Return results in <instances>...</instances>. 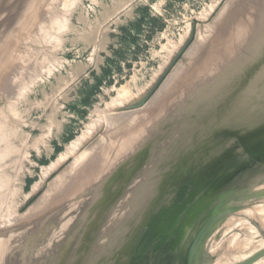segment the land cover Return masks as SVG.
<instances>
[{
  "label": "rangeland",
  "instance_id": "374dc122",
  "mask_svg": "<svg viewBox=\"0 0 264 264\" xmlns=\"http://www.w3.org/2000/svg\"><path fill=\"white\" fill-rule=\"evenodd\" d=\"M262 110L264 0H0V264H184L224 194L193 264L252 258Z\"/></svg>",
  "mask_w": 264,
  "mask_h": 264
},
{
  "label": "bare ground",
  "instance_id": "6f19581e",
  "mask_svg": "<svg viewBox=\"0 0 264 264\" xmlns=\"http://www.w3.org/2000/svg\"><path fill=\"white\" fill-rule=\"evenodd\" d=\"M17 16V15H16ZM18 18H19V16H18ZM18 18H16V19H13V20H11L10 21V23H9V25H8V28L9 29H11L10 27L12 26V24H14L15 25V22H17L18 21ZM18 25V24H17ZM14 27V26H13ZM8 28H7V30H8ZM10 31V30H9ZM6 32V31H5ZM4 33V32H3ZM217 41V40H216ZM223 44H225L226 46H230L227 42L225 43L224 41H223ZM214 45H215V42H214ZM217 45H215L214 46V48L213 49H211L210 50V53L212 54V56L214 55H216V51H215V47H216ZM210 60V59H209ZM208 59H206L205 60V64L206 65H208V61H209ZM6 63V62H5ZM204 64V65H205ZM204 67H206V66H204ZM187 98V97H186ZM225 104V103H224ZM224 104H222V105H224ZM224 107V106H223ZM222 107V108H223ZM221 108V107H220ZM226 108V107H225ZM246 110V109H245ZM245 110L244 111H242L241 112V115L242 116H244V118L243 119H245V118H247V117H245L246 116V114L244 115V112H245ZM263 111V110H262ZM264 112V111H263ZM231 113H232V110H231ZM221 114V113H220ZM247 120V119H246ZM141 121V120H140ZM136 123V122H135ZM138 123V122H137ZM134 128V127H133ZM259 130H261V131H258L257 132V134L258 133H264V124H261L259 127ZM129 129H131V128H129ZM153 129V128H152ZM132 131L134 130V129H131ZM129 132H131V131H129ZM134 132V131H133ZM135 133V132H134ZM133 133V134H134ZM129 134V133H128ZM258 135H260V134H258ZM125 137H126V135H125ZM126 139H128V138H126ZM125 140H123V142H122V144L124 143V145H125V142H124ZM123 147V146H122ZM110 148V147H109ZM264 148V137H261V136H259V140H257V141H254L253 143H251V144H249L248 145V147H247V151H250V152H254L255 153V155L253 156V157H256V158H260V161H263L264 162V153H262V152H264V151H262V149ZM120 150V149H119ZM95 151H97V150H95ZM121 152V151H120ZM259 152V153H258ZM113 153H114V151H113ZM87 154V153H86ZM109 154V153H108ZM116 154H120L119 152L117 153H115V156H116ZM111 155V154H110ZM114 155V154H113ZM84 156V155H83ZM83 156H81L82 158H83ZM103 156V155H102ZM107 156V155H106ZM112 156V155H111ZM113 157V156H112ZM118 157V156H117ZM81 158V159H82ZM106 158H108V156L106 157ZM110 158V157H109ZM87 160V159H86ZM102 160V159H101ZM107 160H109V159H106L104 162H106ZM111 160V159H110ZM114 160V159H113ZM93 161V160H92ZM229 161L230 160H228L227 161V163H229ZM108 162H110V161H108ZM102 163V162H101ZM79 164V163H78ZM104 165H106V163H104ZM103 165V166H104ZM110 165V164H109ZM218 164L217 163H215V165L213 166V167H211L210 168V170L209 171H207V172H204V171H202V172H199V173H201L202 175H201V177H199L200 178V185L197 187V188H200V186L203 184V183H206L205 184V186H207V185H209V184H214L215 185V187L218 185V183H222V182H224V180L226 179L225 177H227V176H225V177H220V173L222 172V169L221 168H219L220 169V171L219 170H217V169H215V167L217 166ZM101 166V165H100ZM112 167V166H111ZM84 168V167H83ZM76 169V168H75ZM96 169V168H95ZM98 169V168H97ZM99 169H100V167H99ZM133 169V168H132ZM93 170V169H92ZM86 176V175H85ZM85 178H87V177H85ZM195 176H194V178L192 179V182H191V184H190V186L188 187V189L189 190H185V192H189L191 189H193V187L194 186H196V184H195ZM89 181V180H88ZM92 182V181H91ZM73 186V185H72ZM88 186V185H87ZM196 188V189H197ZM88 189V188H87ZM92 189V188H91ZM132 191V190H131ZM133 191H135V190H133ZM135 193V192H134ZM79 194V193H78ZM77 194V195H78ZM88 196V195H87ZM98 196V195H97ZM77 203V202H76ZM134 203V202H133ZM132 203V204H133ZM75 205V204H74ZM131 205V204H130ZM236 223V222H235ZM234 227V226H233ZM69 232V231H68ZM108 233V232H107ZM68 244V246H69V243H67ZM61 246H58L57 244H55L54 245V248H55V250H57L56 252L58 253L59 252V256H61V257H57L58 259L60 258V262L58 261H55V260H53V261H49L48 260V258H47V260H48V263L49 264H64V261H65V258H66V254L65 253H63V251H64V248H63V246L65 247V245L63 244V246H62V244H60ZM102 245V244H101ZM108 245V244H107ZM67 247V246H66ZM102 248V247H101ZM264 249V248H263ZM44 250V252L46 251L44 248L42 249V251ZM66 250V249H65ZM42 251H40L41 253H43ZM45 253H47V251L45 252ZM55 253V252H54ZM57 253H56V255H57ZM255 253V252H254ZM40 254V253H39ZM49 254V253H48ZM42 255V254H41ZM43 255H45V254H43ZM45 256H47V254L45 255ZM45 256H42V257H38L37 259H36V261L33 263V264H42V262L43 261H45V259H46V257ZM55 256V255H54ZM47 257H49V256H47ZM52 258H53V256H51ZM56 257V256H55ZM49 259H50V257H49ZM52 260V259H51ZM21 262L22 261H20V263H18V264H21ZM12 264H15V262H13Z\"/></svg>",
  "mask_w": 264,
  "mask_h": 264
},
{
  "label": "water",
  "instance_id": "95a60500",
  "mask_svg": "<svg viewBox=\"0 0 264 264\" xmlns=\"http://www.w3.org/2000/svg\"><path fill=\"white\" fill-rule=\"evenodd\" d=\"M262 151H264V148L262 149ZM259 153V152H258ZM264 153V152H262ZM215 187V185H214ZM216 188V187H215ZM231 195V194H230ZM229 194L227 195H222L220 196L218 199H216V208H214V210L210 211V216L209 219L207 220V222L200 228L198 234H196V237L193 241V243L191 244V247H190V251L188 253V256L185 257V263L184 264H193L194 262V256L197 255V253L199 252L198 251V248L200 247V243L203 239V237L206 235V233L208 232V230L210 229V227L212 226V224L214 223V221L224 215H227L228 213H231V210L232 209H229V208H223L224 204L226 203V201H230V199H232L233 197H230ZM264 197V190L261 191V192H258L256 194H252V195H248L246 198L248 199H251V198H262ZM172 203V202H170ZM174 205L175 207H173V211L176 213L178 212L180 209H182L184 203L181 204V202L178 204H172ZM171 206L170 205H167V207ZM195 206H191L189 207V209L186 210L185 214H187V217L184 219V221H182V224H183V228H182V231L180 232L181 235L179 237V239H184L190 232V228L191 226L194 224V220L191 222L190 220H188L190 218V216H193V214L195 213L194 210H195ZM191 213V214H190ZM190 214V216H189ZM262 256H264V250L256 253V255H254L252 258L246 260L245 262H242L241 264H252L254 263L256 260L260 259Z\"/></svg>",
  "mask_w": 264,
  "mask_h": 264
},
{
  "label": "flooded vegetation",
  "instance_id": "af4514ba",
  "mask_svg": "<svg viewBox=\"0 0 264 264\" xmlns=\"http://www.w3.org/2000/svg\"><path fill=\"white\" fill-rule=\"evenodd\" d=\"M155 262H157V259H156V261Z\"/></svg>",
  "mask_w": 264,
  "mask_h": 264
}]
</instances>
